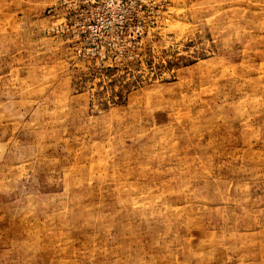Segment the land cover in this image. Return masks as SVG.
<instances>
[{
  "label": "rangeland",
  "instance_id": "obj_1",
  "mask_svg": "<svg viewBox=\"0 0 264 264\" xmlns=\"http://www.w3.org/2000/svg\"><path fill=\"white\" fill-rule=\"evenodd\" d=\"M0 264H264V0H0Z\"/></svg>",
  "mask_w": 264,
  "mask_h": 264
}]
</instances>
